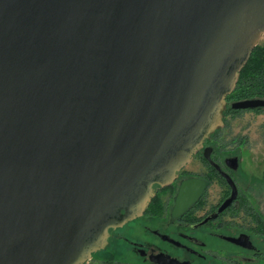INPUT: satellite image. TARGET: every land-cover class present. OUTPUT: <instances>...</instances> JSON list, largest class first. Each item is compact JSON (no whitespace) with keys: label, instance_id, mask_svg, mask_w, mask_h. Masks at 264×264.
Here are the masks:
<instances>
[{"label":"water","instance_id":"obj_1","mask_svg":"<svg viewBox=\"0 0 264 264\" xmlns=\"http://www.w3.org/2000/svg\"><path fill=\"white\" fill-rule=\"evenodd\" d=\"M263 34L264 0H0V264L106 249L224 126Z\"/></svg>","mask_w":264,"mask_h":264},{"label":"flooded vegetation","instance_id":"obj_2","mask_svg":"<svg viewBox=\"0 0 264 264\" xmlns=\"http://www.w3.org/2000/svg\"><path fill=\"white\" fill-rule=\"evenodd\" d=\"M235 102H227L224 126L193 155L196 172L187 168L191 160L173 183L156 185L144 213L112 231L107 248L91 260L116 240L133 262L159 264L154 258L164 255L189 264H264V146L232 129L238 116H263L264 107L237 110ZM189 179H197L200 195L174 217L175 197Z\"/></svg>","mask_w":264,"mask_h":264},{"label":"rangeland","instance_id":"obj_3","mask_svg":"<svg viewBox=\"0 0 264 264\" xmlns=\"http://www.w3.org/2000/svg\"><path fill=\"white\" fill-rule=\"evenodd\" d=\"M259 44H264V34L259 40ZM232 129L241 134L250 133L253 146L257 148L264 146L262 143L264 142V115L260 117H255L251 114L240 115L233 121ZM197 163L194 157L187 168L196 172ZM126 255L125 244L115 240L112 242L108 251L102 253L100 256L98 255L93 260H89L86 264H147L141 261L133 262L127 260L125 258Z\"/></svg>","mask_w":264,"mask_h":264},{"label":"trees","instance_id":"obj_4","mask_svg":"<svg viewBox=\"0 0 264 264\" xmlns=\"http://www.w3.org/2000/svg\"><path fill=\"white\" fill-rule=\"evenodd\" d=\"M252 98H264V44H258L253 50L227 102Z\"/></svg>","mask_w":264,"mask_h":264}]
</instances>
